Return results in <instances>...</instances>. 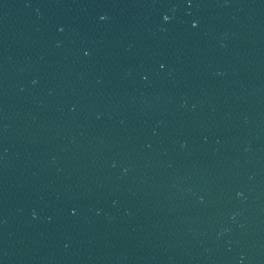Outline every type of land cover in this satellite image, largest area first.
Listing matches in <instances>:
<instances>
[{"label":"water","instance_id":"water-1","mask_svg":"<svg viewBox=\"0 0 264 264\" xmlns=\"http://www.w3.org/2000/svg\"><path fill=\"white\" fill-rule=\"evenodd\" d=\"M0 264H264V0H75L0 98Z\"/></svg>","mask_w":264,"mask_h":264}]
</instances>
